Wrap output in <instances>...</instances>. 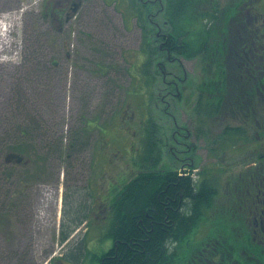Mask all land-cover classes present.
<instances>
[{
    "label": "rangeland",
    "instance_id": "1",
    "mask_svg": "<svg viewBox=\"0 0 264 264\" xmlns=\"http://www.w3.org/2000/svg\"><path fill=\"white\" fill-rule=\"evenodd\" d=\"M76 1L71 18L57 22L44 16L45 0H0V33L8 25L11 32L8 47L0 43V264H99L114 244L116 191L156 157L153 166L191 169L218 188L191 243L212 237L225 196L240 185L248 140L259 143L247 127L228 131L243 128L235 113L213 120L199 111L202 59L152 53L170 28L168 0ZM143 2L149 22L137 20ZM232 2L205 0L197 9L221 16ZM152 57L153 75L158 61L165 66L156 80ZM174 80L184 87L179 96ZM86 125L88 144L69 158L62 150ZM85 214L61 243L62 223Z\"/></svg>",
    "mask_w": 264,
    "mask_h": 264
},
{
    "label": "trees",
    "instance_id": "2",
    "mask_svg": "<svg viewBox=\"0 0 264 264\" xmlns=\"http://www.w3.org/2000/svg\"><path fill=\"white\" fill-rule=\"evenodd\" d=\"M204 1L168 0L164 14L165 23L168 22L170 28L161 38L167 40V43L157 44L155 41V47H151L153 54L155 49H158L166 53L170 61L173 56L187 59L202 58L198 52H204L205 41L206 54L202 56L209 60L210 22L216 20V31L222 32L223 23H220L222 18L228 15L229 11L235 13V8L227 6L226 10L221 11V16L217 9L216 14L210 11L200 13L197 3L201 4ZM147 6L144 2L137 6V20L149 22L150 12L146 9ZM43 14L53 19L49 0L45 1ZM149 30L151 32L152 29ZM151 35H145L146 44L149 46L153 45ZM199 40L201 43L197 47ZM153 62L152 57L147 63L150 65V75L156 80L158 74L162 76L163 74L160 61L157 62L154 75L151 73ZM223 68V54L219 51L217 72L220 75L224 74ZM206 69L208 70V67ZM206 78L208 79V76ZM208 90V87L202 89L199 108L210 116L221 112L225 104L220 98L216 103V109L212 110L209 99L204 98ZM223 91L224 87L219 89V92ZM87 125L89 126V123ZM87 125L76 135V141L66 145L65 150L61 148L62 153L65 151L69 158L76 153L77 146L83 147L88 144L90 133ZM228 131L240 134L245 129L233 127ZM99 132L101 134L100 130ZM87 133L89 136L85 138ZM15 148L20 153L27 152L25 146L17 145ZM147 158L142 157L143 160ZM154 159L147 160L150 164L148 168L142 165V168L131 177L128 173L127 179L116 191L112 205L113 220L108 231L114 244L97 257L99 264H264V252L249 234L243 214L234 217L236 209L229 211L228 205L223 210V218L218 219L219 225L214 226L215 234L212 237L205 236L201 240L196 239L197 243H191L192 234L205 220L206 214L214 208L219 190L208 179H195L190 173L180 175L178 169L174 167L153 166L156 163ZM236 188L230 192L234 193ZM87 219L85 214L76 216L73 225L63 222L60 242L67 241L75 228ZM186 249L189 251L188 254L185 253Z\"/></svg>",
    "mask_w": 264,
    "mask_h": 264
},
{
    "label": "flooded vegetation",
    "instance_id": "3",
    "mask_svg": "<svg viewBox=\"0 0 264 264\" xmlns=\"http://www.w3.org/2000/svg\"><path fill=\"white\" fill-rule=\"evenodd\" d=\"M79 4L76 0H49L53 19L57 22L64 14L65 18H71L72 9ZM230 8H235V13L229 11L222 18V32L217 33L216 20L210 22L209 60L202 56L206 54L205 41L204 52H198L209 72L208 79L199 83L198 100L201 88L208 87L210 108L215 110L221 98L226 109L236 114L234 118L243 122L250 134H255L258 139V144L247 148L240 175L241 186L227 199L230 200L229 211L236 209L234 217L243 214L249 234L264 252V0H233ZM161 43H167V40ZM200 43L199 40L197 47ZM219 51H222L224 63V74L221 75L217 72ZM169 86L175 88L173 92L177 96L184 92V87L183 91L179 89V81H171ZM222 87L224 91L219 92ZM216 116V113L210 115L213 120ZM175 138L181 139L176 135ZM252 150L254 152L248 157Z\"/></svg>",
    "mask_w": 264,
    "mask_h": 264
},
{
    "label": "bare ground",
    "instance_id": "4",
    "mask_svg": "<svg viewBox=\"0 0 264 264\" xmlns=\"http://www.w3.org/2000/svg\"><path fill=\"white\" fill-rule=\"evenodd\" d=\"M3 30H4V32L0 33V43L2 44V47L6 46V48H7L8 45L10 44V42H11V38H10V33L11 32L9 30V26L6 29H3Z\"/></svg>",
    "mask_w": 264,
    "mask_h": 264
},
{
    "label": "water",
    "instance_id": "5",
    "mask_svg": "<svg viewBox=\"0 0 264 264\" xmlns=\"http://www.w3.org/2000/svg\"><path fill=\"white\" fill-rule=\"evenodd\" d=\"M17 160H21L22 157L21 156H16Z\"/></svg>",
    "mask_w": 264,
    "mask_h": 264
}]
</instances>
